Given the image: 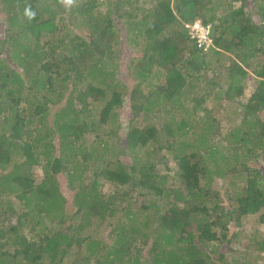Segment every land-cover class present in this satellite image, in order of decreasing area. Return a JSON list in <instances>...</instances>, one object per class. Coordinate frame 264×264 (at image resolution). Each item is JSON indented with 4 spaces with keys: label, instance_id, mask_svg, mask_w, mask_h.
<instances>
[{
    "label": "trees",
    "instance_id": "obj_1",
    "mask_svg": "<svg viewBox=\"0 0 264 264\" xmlns=\"http://www.w3.org/2000/svg\"><path fill=\"white\" fill-rule=\"evenodd\" d=\"M259 160L264 0H0V264H248Z\"/></svg>",
    "mask_w": 264,
    "mask_h": 264
},
{
    "label": "rangeland",
    "instance_id": "obj_2",
    "mask_svg": "<svg viewBox=\"0 0 264 264\" xmlns=\"http://www.w3.org/2000/svg\"><path fill=\"white\" fill-rule=\"evenodd\" d=\"M258 19V18H256ZM132 46V45H129ZM125 51L127 52H139L141 51V47H136L134 46V49L132 50L130 47H128L127 45L124 48ZM157 77V76H156ZM155 77V78H156ZM163 78H157V80H155V83L157 81H161ZM153 82V81H152ZM151 82V83H152ZM143 91H144V95L149 94V89L151 90V87H147V86H143ZM252 92V86L250 87H246V96H250ZM141 98H143L142 96H140ZM241 109V108H238ZM240 112V111H239ZM236 109V112H233L232 110H228L226 111L221 119V123L223 125V127H221L222 129L224 128H229L230 126H235L236 124H239L241 121V117H240V113H239ZM239 113V115H238ZM130 113H128V109L126 107H124V109L122 110L121 115L123 117L128 116ZM263 117V116H261ZM171 158V155L169 154V159ZM257 163L258 166L263 170L264 172V166L263 163H261V161H256L253 162V164ZM171 166H175V164L173 162L170 163ZM39 175H42V172H39ZM229 181L231 180H227L226 183H222L221 182H217V185L226 187H230L229 185ZM107 187L104 188L105 191H107ZM225 197V199L227 198L226 193H223ZM8 225V224H6ZM231 233L240 232L239 238L235 241H233L232 245L230 246H223L221 247L220 251L227 253L228 255V261H232L233 258H240V263H248V264H264V252L260 253L257 249V241L258 240H263L264 238V224L261 223L259 216H250V217H245L242 219V223L240 227H236L234 228L233 226H231ZM258 230V231H257ZM257 231V232H256ZM256 232V233H254ZM258 237V238H256ZM255 238V240H254ZM253 240V241H251ZM73 259L69 260L67 262L71 263Z\"/></svg>",
    "mask_w": 264,
    "mask_h": 264
},
{
    "label": "clouds",
    "instance_id": "obj_3",
    "mask_svg": "<svg viewBox=\"0 0 264 264\" xmlns=\"http://www.w3.org/2000/svg\"><path fill=\"white\" fill-rule=\"evenodd\" d=\"M194 25H199V26H200L201 28H203L204 30H208V31H209V34H208L209 46H208V47L205 46L206 49H204V51H208L209 48H211V47L213 48V46H214L213 25L210 24V23H208V24L203 23L202 20H196V21H194L193 23L186 24L184 27H185V29H186L188 35H189L191 38H192V34H193V32H195V31L192 29V27H194ZM204 30H202V31H204ZM199 32H201V31H199ZM199 32H197V34H198ZM192 39H196V38H192ZM196 40H197V39H196ZM197 42H198V40H197ZM198 46H199V44H198ZM199 48H201V47L199 46Z\"/></svg>",
    "mask_w": 264,
    "mask_h": 264
},
{
    "label": "built area",
    "instance_id": "obj_4",
    "mask_svg": "<svg viewBox=\"0 0 264 264\" xmlns=\"http://www.w3.org/2000/svg\"><path fill=\"white\" fill-rule=\"evenodd\" d=\"M192 29L195 31L192 34V38H196L198 40V44L200 47H208L209 46V41H208V34L209 31L208 30H204L203 28H201L199 25H194V27H192ZM204 30V31H202ZM201 31V32H199ZM197 32H199L197 34ZM205 47V49H206Z\"/></svg>",
    "mask_w": 264,
    "mask_h": 264
}]
</instances>
